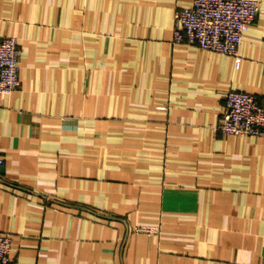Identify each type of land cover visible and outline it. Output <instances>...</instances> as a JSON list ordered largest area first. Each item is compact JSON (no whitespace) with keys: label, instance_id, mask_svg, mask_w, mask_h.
<instances>
[{"label":"crops","instance_id":"obj_1","mask_svg":"<svg viewBox=\"0 0 264 264\" xmlns=\"http://www.w3.org/2000/svg\"><path fill=\"white\" fill-rule=\"evenodd\" d=\"M259 1L236 68L172 42L192 0H0L20 46L0 95L11 264H264V138L212 130L231 91L264 107Z\"/></svg>","mask_w":264,"mask_h":264},{"label":"built area","instance_id":"obj_2","mask_svg":"<svg viewBox=\"0 0 264 264\" xmlns=\"http://www.w3.org/2000/svg\"><path fill=\"white\" fill-rule=\"evenodd\" d=\"M261 13L259 0H192L189 6L175 12L172 42H187L201 50L229 55L239 68L242 38ZM19 59L18 39L0 37V95L9 96L19 88ZM212 130L225 135L264 138V107L253 94L231 91L226 96L221 121ZM138 230L152 233L158 227L142 226ZM12 257V236L0 233V264H11Z\"/></svg>","mask_w":264,"mask_h":264}]
</instances>
